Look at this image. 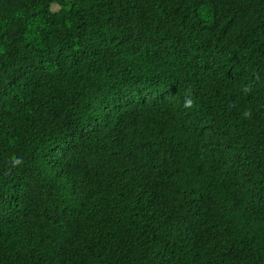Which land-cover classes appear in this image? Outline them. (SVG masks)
Wrapping results in <instances>:
<instances>
[{"label":"trees","instance_id":"obj_1","mask_svg":"<svg viewBox=\"0 0 264 264\" xmlns=\"http://www.w3.org/2000/svg\"><path fill=\"white\" fill-rule=\"evenodd\" d=\"M0 264H264V0H0Z\"/></svg>","mask_w":264,"mask_h":264},{"label":"rangeland","instance_id":"obj_2","mask_svg":"<svg viewBox=\"0 0 264 264\" xmlns=\"http://www.w3.org/2000/svg\"><path fill=\"white\" fill-rule=\"evenodd\" d=\"M59 8H60V6H59L58 4H54V5H53V9L57 10V9H59Z\"/></svg>","mask_w":264,"mask_h":264}]
</instances>
